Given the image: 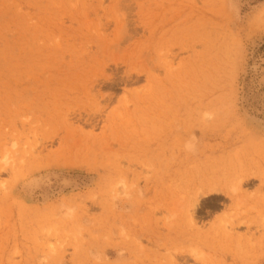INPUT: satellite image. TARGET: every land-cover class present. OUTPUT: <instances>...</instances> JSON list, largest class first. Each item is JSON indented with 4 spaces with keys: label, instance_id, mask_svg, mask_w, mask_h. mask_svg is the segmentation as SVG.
Here are the masks:
<instances>
[{
    "label": "rangeland",
    "instance_id": "374dc122",
    "mask_svg": "<svg viewBox=\"0 0 264 264\" xmlns=\"http://www.w3.org/2000/svg\"><path fill=\"white\" fill-rule=\"evenodd\" d=\"M0 264H264V0H0Z\"/></svg>",
    "mask_w": 264,
    "mask_h": 264
},
{
    "label": "bare ground",
    "instance_id": "6f19581e",
    "mask_svg": "<svg viewBox=\"0 0 264 264\" xmlns=\"http://www.w3.org/2000/svg\"><path fill=\"white\" fill-rule=\"evenodd\" d=\"M172 1V0H171ZM79 2V1H78ZM158 2V1H157ZM157 2H155V3H157ZM126 3V2H125ZM164 3V2H163ZM203 8V7H202ZM200 9V8H199ZM204 9V8H203ZM202 10V9H201ZM178 11V10H177ZM187 12V11H186ZM210 12V11H209ZM205 14V13H204ZM209 14V13H208ZM200 15V14H199ZM180 16V15H179ZM176 17V16H175ZM193 17V16H192ZM194 17H195V15H194ZM204 17H205V15H204ZM177 18H178V16H177ZM176 18V19H177ZM196 18V17H195ZM186 20V19H185ZM183 23V22H182ZM208 23V22H207ZM127 24V23H126ZM213 25V24H212ZM124 26V25H123ZM126 26V25H125ZM210 27V26H209ZM123 28V27H122ZM212 29H213V27H212ZM127 30V29H126ZM88 32V31H87ZM207 34V33H206ZM162 37V36H161ZM211 37H212V35H211ZM201 38H202V36H201ZM207 40H209V39H207ZM206 40V41H207ZM213 40V39H212ZM213 44V43H212ZM204 45V44H203ZM153 46H154V44H153ZM217 46V45H216ZM204 47V46H203ZM212 47H214V46H212ZM155 49V48H154ZM211 49V48H210ZM211 52H214V51H211ZM197 54V53H196ZM201 55V54H200ZM209 57H211L210 55H209ZM215 60V59H214ZM213 60V61H214ZM216 61H214V63H215ZM211 66V65H210ZM214 69V68H213ZM197 70H198V66H197ZM209 70V69H208ZM207 71V70H206ZM212 71H214V70H212ZM198 74H199V72H198ZM210 77H212L211 75H210ZM215 79V78H214ZM204 80V79H203ZM200 81V80H199ZM198 81V82H199ZM205 82V81H204ZM200 83V82H199ZM201 95V94H200ZM193 97H196V96H193ZM195 100V99H194ZM210 103V102H209ZM212 104H213V101H212ZM211 104V105H212ZM202 106V105H201ZM209 107V106H208ZM210 109H213V107L212 108H210ZM203 110H204V108H203ZM200 112V111H199ZM203 112V111H202ZM204 113V112H203ZM208 114L209 115H211L209 112H208ZM213 114V113H212ZM207 117V116H206ZM210 119V118H209ZM211 120H212V118H211ZM209 121V120H208ZM203 125V124H202ZM184 142V141H183ZM190 158V157H189ZM192 161V160H191ZM203 161V160H202ZM5 162V161H4ZM197 162V161H196ZM205 162H207V161H205ZM6 163V162H5ZM193 163V162H192ZM194 163H195V161H194ZM214 163V162H213ZM208 164V163H207ZM207 164H204L205 166L207 165ZM205 166H203V167H205ZM201 167V166H200ZM202 168V167H201ZM203 170V169H202ZM204 170H205V168H204ZM206 175H207V173H206ZM214 175V174H213ZM252 176V175H251ZM255 176V175H254ZM213 178V177H212ZM216 179V178H215ZM250 179V178H249ZM216 180H218V179H216ZM215 180V181H216ZM212 181V180H211ZM214 181V180H213ZM212 181V182H213ZM207 182H209V181H207ZM219 182V181H218ZM215 183H217V182H215ZM198 184V183H197ZM202 184V183H201ZM210 184V183H209ZM217 185V184H216ZM215 185V186H216ZM214 186V185H213ZM222 186V185H221ZM200 187H202V186H200ZM209 187V186H208ZM202 189V188H201ZM203 190V189H202ZM206 190V189H205ZM215 190H220V189H216V187H212V188H210V190H209V193L210 192H212L213 193V191H215ZM204 191V190H203ZM207 191V190H206ZM224 192V191H223ZM230 192V191H229ZM206 194V193H205Z\"/></svg>",
    "mask_w": 264,
    "mask_h": 264
}]
</instances>
